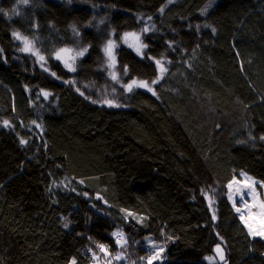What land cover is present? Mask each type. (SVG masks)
Segmentation results:
<instances>
[{
  "label": "trees",
  "instance_id": "trees-1",
  "mask_svg": "<svg viewBox=\"0 0 264 264\" xmlns=\"http://www.w3.org/2000/svg\"><path fill=\"white\" fill-rule=\"evenodd\" d=\"M0 9V264H116L124 240L135 264L158 246L151 264H220L217 245L229 264H264L226 194L243 173L264 183V0H0ZM147 21L145 55L118 50L122 78L154 80L155 59L167 73L155 94L125 92L104 69L103 46L111 29ZM81 43L75 71L55 59ZM112 87L117 104L98 102ZM37 201L28 215L23 204Z\"/></svg>",
  "mask_w": 264,
  "mask_h": 264
},
{
  "label": "rangeland",
  "instance_id": "rangeland-1",
  "mask_svg": "<svg viewBox=\"0 0 264 264\" xmlns=\"http://www.w3.org/2000/svg\"><path fill=\"white\" fill-rule=\"evenodd\" d=\"M148 25L139 31H127V32H123L120 35H117V32L113 29L110 30L109 32V37L108 40L105 42L104 46H103V54H104V69L106 70L108 77L110 78L112 83L117 84L118 86L121 87V89L125 92H131L133 90H147L148 92L155 94V89L156 86L165 78L166 76V71H167V61L165 60H160V59H155L154 62L156 63L157 60L160 61V66H157L158 69V76L152 80V81H144V80H138V79H134V80H128L125 81L123 80L122 77L123 73L120 71L119 66H118V61H117V53L119 48L125 46L128 47L130 49H132L135 53H137L140 56H144L145 55V51H146V47L145 42H144V35L147 34L149 32L150 29V23L149 21ZM99 24H103V20H100ZM145 29L147 31H145ZM126 33H134L135 36L129 35V36H125ZM21 39H17L16 35H14V37L16 38V40L18 41V43L20 44V49H23L25 47L24 44V40L27 39L28 41L31 42V51H22L25 53H28L36 58H38L39 60H41L39 57L42 56L41 52L38 50L36 44L34 41H32L29 38H26L25 36H23L22 34H19ZM137 37L139 39H137ZM109 41H112L114 44V47L112 48V54L115 57V60L112 61L109 59V57L105 54V47L108 44ZM83 44L81 43V45H76V46H70V47H65L67 49H72V52L70 53H62V58L61 59H57L59 60L63 66L66 65V63L71 64L75 70L77 69L78 63L79 61L84 58L87 55L88 52V48L85 46H82ZM84 49H87V51L84 52V54L82 56L76 55V53L83 51ZM137 49H139V53L137 52ZM33 52H37V55H33ZM59 52V51H58ZM55 59H56V55H55ZM43 61V60H42ZM66 67V66H65ZM163 67L165 69V71L163 73H161L160 68ZM68 69V67H66ZM69 70V69H68ZM113 76H115V79H113ZM133 81H136V84H132ZM153 81H156L155 83H153ZM141 82H146L148 87H140L138 86ZM127 85H132L131 90L128 89ZM116 86V85H115ZM149 88H151L152 90L149 91ZM116 88L112 87L110 90L107 89L103 90V91H99L98 93V102L102 103V104H106V105H111L115 102V104H117V102L115 100H113V95L116 94ZM229 185H231V187H229ZM227 187V197L230 201V203L233 205V207L235 208V210L238 212V214L240 215L243 223L245 224L246 228L248 229L249 233L251 234V232H255V233H260L261 231H264V208H261L260 205L261 203H264V183L260 182L259 180H257L256 178L243 173V175L240 178H236L234 179ZM41 202L37 201L34 203H30V204H23L25 207L26 212L28 213V215L32 216L34 215L39 206H40ZM250 228H251V232H250ZM254 242L256 243V245L259 248H263L264 249V235H253L251 234ZM120 246L125 248V249H121L120 250V254L117 257H113L115 258L116 264H135V262H137L139 259L136 260H131L130 257H128L130 254L133 255V253L135 252V250L133 249L132 251H126V249H129L128 243H126V241H121L120 242ZM153 245V244H152ZM161 249H163L162 247L160 248V246L157 247L156 252L152 254V249L150 254L143 256V258L149 261L150 258H152V256H156L155 260L159 259L161 256ZM221 249V247H220ZM163 252V251H162ZM120 256V260L123 258V261H119L118 263V257ZM112 258V259H113ZM154 259L151 260V263ZM112 264H115L112 260H111ZM147 263V262H146ZM72 264V262L70 263ZM76 264V262H75ZM94 264H100V262L96 261ZM145 264V263H142Z\"/></svg>",
  "mask_w": 264,
  "mask_h": 264
},
{
  "label": "snow or ice",
  "instance_id": "snow-or-ice-1",
  "mask_svg": "<svg viewBox=\"0 0 264 264\" xmlns=\"http://www.w3.org/2000/svg\"><path fill=\"white\" fill-rule=\"evenodd\" d=\"M23 2L26 4V3H27V0H23ZM0 11H2V9H0ZM145 31H147V30L145 29ZM213 31H214V30H213ZM14 35H16L17 39H21V37H20V35H19L18 33H14ZM129 35L135 36L134 33H126V34H125L126 37L129 36ZM137 39H139V38L137 37ZM24 44H25V47H24L23 49H21V51H26V52H27V51H31V42L28 41L27 39H25V40H24ZM144 46L146 47V45H144ZM113 47H114L113 42H112V41H109L108 44L106 45L105 49H104L105 54H106V55L109 57V59L112 60V61L115 60V57H114L113 54H112V48H113ZM85 51H87V49H84L83 51H80V52L76 53V55L82 56V55L84 54ZM70 52H72V49L62 48V49L59 50V52L56 53V59H61V58H62V55H61L62 53H70ZM137 52L139 53V49H137ZM32 54H33V55H37L38 53H37V52H33ZM39 58H40L41 60H44V57H43V56H40ZM156 64H157L158 66H160V61L157 60V61H156ZM65 66L68 67V69H69L70 71H75V68H74L71 64L66 63ZM160 71H161V73H163V72L165 71V69H164L163 67H161V68H160ZM53 75H54V73H53ZM113 79H115V76H113ZM155 82H156V81H153V83H155ZM136 83H137L136 81H133V82H132V84H136ZM138 86H140V87H148V85H147L146 82H141ZM127 87H128L129 90H131L132 85H127ZM151 90H152V89L149 88V91H151ZM47 95H48V94L45 93V96H47ZM7 123H8V122L5 121V124H6V125H7ZM261 138L264 139V137H261ZM22 143H23V141H22ZM229 187H231V185H229ZM260 207H261V208H264V203H261ZM213 218H215V217H213ZM250 232H251V228H250ZM251 234H253V235H257V234H259V235H264V231H261L260 233L251 232ZM113 235L122 238V234H120V233H114ZM119 242H120V240L118 239V240H117V243H119ZM98 247H100L102 251H106L104 245H98ZM161 251H163V249H161ZM216 251H217V253H218L219 256H220V259L223 260V259H224V257H223V252H222V250L220 249L219 245H217ZM155 258H156V256H153L152 258H150L149 261H148V264H151V260H152V259H155ZM72 264H75V260L72 261Z\"/></svg>",
  "mask_w": 264,
  "mask_h": 264
},
{
  "label": "water",
  "instance_id": "water-1",
  "mask_svg": "<svg viewBox=\"0 0 264 264\" xmlns=\"http://www.w3.org/2000/svg\"><path fill=\"white\" fill-rule=\"evenodd\" d=\"M222 252H223V257H224L223 260H221L219 254L216 253L217 254V257H218L219 263L220 264H229V262L227 261L226 251L225 250H222Z\"/></svg>",
  "mask_w": 264,
  "mask_h": 264
}]
</instances>
